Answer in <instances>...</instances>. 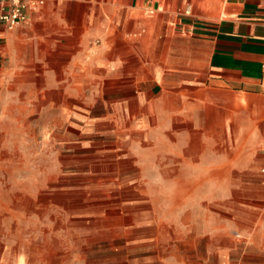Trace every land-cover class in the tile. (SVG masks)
I'll use <instances>...</instances> for the list:
<instances>
[{
	"label": "crops",
	"instance_id": "obj_1",
	"mask_svg": "<svg viewBox=\"0 0 264 264\" xmlns=\"http://www.w3.org/2000/svg\"><path fill=\"white\" fill-rule=\"evenodd\" d=\"M35 2L27 23H0V119L99 102L117 128L166 127L200 180L225 168L264 183V0Z\"/></svg>",
	"mask_w": 264,
	"mask_h": 264
},
{
	"label": "rangeland",
	"instance_id": "obj_2",
	"mask_svg": "<svg viewBox=\"0 0 264 264\" xmlns=\"http://www.w3.org/2000/svg\"><path fill=\"white\" fill-rule=\"evenodd\" d=\"M89 105L1 116L0 260L264 264V245H249L264 244V183L251 171L200 180L199 160L170 150L166 127L117 128Z\"/></svg>",
	"mask_w": 264,
	"mask_h": 264
},
{
	"label": "built area",
	"instance_id": "obj_3",
	"mask_svg": "<svg viewBox=\"0 0 264 264\" xmlns=\"http://www.w3.org/2000/svg\"><path fill=\"white\" fill-rule=\"evenodd\" d=\"M35 0H0V23L12 30L28 22V12L35 8Z\"/></svg>",
	"mask_w": 264,
	"mask_h": 264
}]
</instances>
